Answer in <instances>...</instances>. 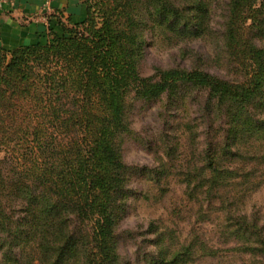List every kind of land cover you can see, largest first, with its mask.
Listing matches in <instances>:
<instances>
[{
  "label": "trees",
  "instance_id": "trees-1",
  "mask_svg": "<svg viewBox=\"0 0 264 264\" xmlns=\"http://www.w3.org/2000/svg\"><path fill=\"white\" fill-rule=\"evenodd\" d=\"M214 1L85 0V20L71 27L56 10L63 34L50 42L0 46V264H119V226L138 198L132 179L177 169L124 161L131 116L138 104L179 111L192 100L216 136L178 167L187 200L198 217L214 216L227 250L264 264V227L243 212L264 186V0L227 3V78L198 67L141 71L149 34L170 45L211 35ZM151 228L158 250L148 264L218 257L197 233L170 254V232Z\"/></svg>",
  "mask_w": 264,
  "mask_h": 264
},
{
  "label": "rangeland",
  "instance_id": "rangeland-1",
  "mask_svg": "<svg viewBox=\"0 0 264 264\" xmlns=\"http://www.w3.org/2000/svg\"><path fill=\"white\" fill-rule=\"evenodd\" d=\"M51 2L52 11L57 9ZM85 0H76L70 11L57 10L62 13V20L68 27L80 23L86 18ZM220 1V2H219ZM229 0L214 1V19L212 33L203 39L188 40L170 45L162 37L153 38L148 35V46L142 61L141 71L144 76H152L157 69L172 68H201L215 76L227 78L225 55L223 49V30L227 15ZM44 1L41 10L36 14L26 17L39 18L36 24L44 26V31L39 34L42 43L52 40V32L62 35V29L56 24L54 16L49 20L44 18ZM65 13V14H63ZM35 23V22H30ZM154 39V40H153ZM165 101L149 105L138 104L131 116L133 137L127 139L124 148V161L138 168L150 171L159 168H173L166 177L160 180L153 178L152 174H137L131 181L130 187L136 191L138 198L129 200V214L121 222L119 232L120 242L119 264H148V258L156 254L158 248L154 245L157 234H154L151 225L157 226L160 232L169 233L165 245L168 253H175L181 245L192 242V237L206 235L212 246L219 250L218 257L206 258L196 255L190 264H254L258 259L251 256L240 255L229 251L232 245L219 240L215 233L217 220L200 218L197 209L187 200L186 188L180 183L179 175L186 166L194 162V155L201 153L215 138V132L207 131L200 115L199 102H189L188 110L167 111ZM185 124H190L194 132L184 129ZM170 151L169 158L166 153ZM0 153V159L3 158ZM177 166H176V165ZM174 165V166H173ZM249 218H256L264 227V186L260 188L246 203L244 211ZM131 232L128 237L126 232ZM224 242V245L222 244ZM227 250V252H225ZM171 256V255H169Z\"/></svg>",
  "mask_w": 264,
  "mask_h": 264
},
{
  "label": "crops",
  "instance_id": "crops-1",
  "mask_svg": "<svg viewBox=\"0 0 264 264\" xmlns=\"http://www.w3.org/2000/svg\"><path fill=\"white\" fill-rule=\"evenodd\" d=\"M75 1L55 0L54 6L61 12L70 11ZM42 5L43 0H0V46L14 50L42 43L38 37L44 26L25 22V18L39 12Z\"/></svg>",
  "mask_w": 264,
  "mask_h": 264
},
{
  "label": "built area",
  "instance_id": "built-area-1",
  "mask_svg": "<svg viewBox=\"0 0 264 264\" xmlns=\"http://www.w3.org/2000/svg\"><path fill=\"white\" fill-rule=\"evenodd\" d=\"M44 1V6H45V9H44V18L43 20H49L51 16H54L56 11H52V8H51V2L52 0H43ZM41 21V19L39 18H30L29 19V22H35V23H39Z\"/></svg>",
  "mask_w": 264,
  "mask_h": 264
}]
</instances>
